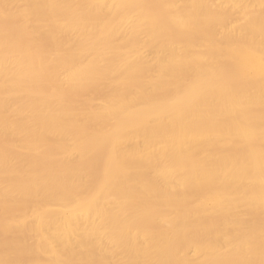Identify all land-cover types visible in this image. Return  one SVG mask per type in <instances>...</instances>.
Masks as SVG:
<instances>
[{"label":"bare ground","instance_id":"bare-ground-1","mask_svg":"<svg viewBox=\"0 0 264 264\" xmlns=\"http://www.w3.org/2000/svg\"><path fill=\"white\" fill-rule=\"evenodd\" d=\"M0 264H264V0H0Z\"/></svg>","mask_w":264,"mask_h":264}]
</instances>
